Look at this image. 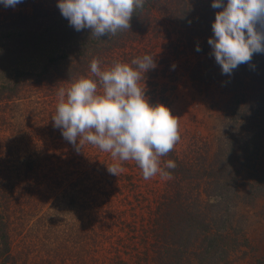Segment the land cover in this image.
I'll use <instances>...</instances> for the list:
<instances>
[{
    "label": "rangeland",
    "instance_id": "374dc122",
    "mask_svg": "<svg viewBox=\"0 0 264 264\" xmlns=\"http://www.w3.org/2000/svg\"><path fill=\"white\" fill-rule=\"evenodd\" d=\"M36 2L0 23V208L18 264H133L125 247L151 244L167 187L213 224L171 253L196 264L211 235L219 264H264V79L238 74L263 63L248 53L264 0ZM242 90L255 106L235 116ZM171 151L202 168L193 181L165 174Z\"/></svg>",
    "mask_w": 264,
    "mask_h": 264
},
{
    "label": "trees",
    "instance_id": "16d2710c",
    "mask_svg": "<svg viewBox=\"0 0 264 264\" xmlns=\"http://www.w3.org/2000/svg\"><path fill=\"white\" fill-rule=\"evenodd\" d=\"M2 1L5 2L6 0H1L0 2L2 3ZM23 4H26L27 7L31 5V7L29 8L24 7L22 8V10L18 12L13 11L12 9L7 13L0 11V23L2 24L6 22L9 18H13L16 16L23 18L29 17L30 14L28 12H25L23 9H33V10H36L38 8L46 9V7H44L42 3L40 2L33 3V0H26L22 2L21 6H23ZM54 4H56L55 1L52 5ZM52 5H50V7ZM259 39L264 40V35H257L255 33L252 36L250 35V41L251 43H253V45H255V47L251 48L248 54L250 55V57H261V61H263V63L261 64V66L256 65L254 63L249 64L248 66H243V69L240 70L238 74L244 76H250L251 78L253 75L254 79H257V81H262V79H264L262 77L264 76V45L260 44L256 46L258 42L257 43L255 42ZM85 50L86 49L78 50L76 52H78L79 55L84 56L86 54ZM65 57H66L65 55H63V57L62 56L51 57L49 59L47 67L58 64V62ZM47 67L44 69L46 72H47ZM16 86H18V84H16ZM5 89H8V87H5ZM241 92H242V95L240 96L241 99L240 100L237 99L236 101V108L233 113L235 114V116L237 114L238 116L242 114L241 105L244 104L250 107L255 106L254 104H250L248 102L246 103V101H243V97L245 96L243 92L245 91L242 90ZM257 103L258 105L259 104L263 105L262 107L264 110V95L259 96L256 104ZM153 105H154L152 106L153 109L158 110L160 108L159 104H156L155 102L153 103ZM255 112L257 113L259 112L257 110V107L255 108ZM159 144L164 149L167 147V143L163 140L159 141ZM172 153H174V151L169 152L168 157L165 158V161L162 163V165L165 166V174H167V176L169 177H173L178 174H185L186 175L184 176L185 179L187 178L193 181V179H195V177L198 175V172H200L202 168L199 169L198 167L199 165L197 163H194L193 160H188L186 164H183L179 162L178 159H175L172 156ZM191 168L197 171L196 172L197 174L193 175ZM4 174L5 176H2ZM7 179H8L7 174L1 172L0 188L3 187V184L5 185ZM214 179L216 181L219 180L216 177L215 178L213 177V180ZM167 189L161 191L162 192L161 199L162 201L164 200V203L159 204L161 206L155 208L151 214V217H149V219L146 220V223H144V226L147 224L151 225V229H150V234L152 237L151 244L148 245L146 242H144L141 248L139 246H132V244H127L125 247L128 248V250L130 249L131 251V252L129 251L130 258L133 257L135 260L133 264H187L188 259L186 256H183V253L178 255L171 253L170 250L173 248L174 244H176L180 249H185L188 246L187 243H189L190 241L188 235L191 229H195L199 232H202V234H207L205 231L207 230L209 231L212 228L211 225L213 224L209 225L207 220L204 218V216L207 215L203 216V213L199 209V207L195 208L189 205V203H187L189 199H193V196L191 194L186 195L184 201H177L175 200L177 198L173 196H175L179 192L175 191L177 193L172 195ZM171 201L177 202L175 213L171 211L174 208L171 209L167 206ZM5 210H7V207L2 208V211L0 208V264H18L17 256L11 255L12 252H11V240L9 236V231H10L9 223H8L9 220H8V215L4 213ZM203 229L206 230L204 231ZM203 237L204 239H201L203 242L201 246H204L205 250L196 253V256L198 257V259H196V264H216V263L219 264V262H221L220 259H223V257L219 256L218 249L220 247L217 245V243L214 242L216 238L212 237L211 235L208 236L203 235ZM119 258L120 256L113 258L112 264H127L125 263V261L122 260L120 261Z\"/></svg>",
    "mask_w": 264,
    "mask_h": 264
}]
</instances>
